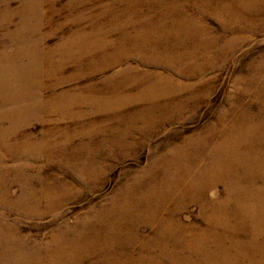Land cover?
<instances>
[{
  "label": "rangeland",
  "instance_id": "obj_1",
  "mask_svg": "<svg viewBox=\"0 0 264 264\" xmlns=\"http://www.w3.org/2000/svg\"><path fill=\"white\" fill-rule=\"evenodd\" d=\"M0 264H264V0H0Z\"/></svg>",
  "mask_w": 264,
  "mask_h": 264
}]
</instances>
